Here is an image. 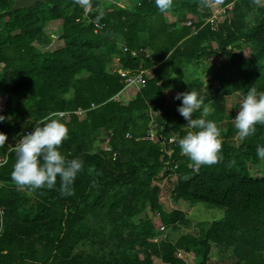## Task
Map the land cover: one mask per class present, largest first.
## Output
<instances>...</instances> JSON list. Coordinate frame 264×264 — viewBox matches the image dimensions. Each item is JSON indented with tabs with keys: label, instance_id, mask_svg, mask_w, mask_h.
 Instances as JSON below:
<instances>
[{
	"label": "trees",
	"instance_id": "16d2710c",
	"mask_svg": "<svg viewBox=\"0 0 264 264\" xmlns=\"http://www.w3.org/2000/svg\"><path fill=\"white\" fill-rule=\"evenodd\" d=\"M102 1L47 0L10 11L14 0H0V132L8 137L0 147V264H188L180 250L208 264L214 246L231 250L232 264H264V172H251L252 165L264 170L256 155L264 125L234 144L227 110L228 96L264 92V7L173 0L161 13L154 0ZM231 2L222 21L205 23ZM50 21L63 29L54 39L45 29ZM211 57L217 61L206 79H186L188 65ZM113 65L152 75L137 88ZM190 90L203 96L206 119L220 132L222 159L213 165L195 166L178 147L188 128L175 97ZM49 115L69 130L61 153L83 161L71 195L59 180L31 195L11 180L12 142ZM163 177L173 179L175 201H202L223 216L198 234L160 238L156 223L184 220L161 205L156 181Z\"/></svg>",
	"mask_w": 264,
	"mask_h": 264
},
{
	"label": "clouds",
	"instance_id": "9594fccd",
	"mask_svg": "<svg viewBox=\"0 0 264 264\" xmlns=\"http://www.w3.org/2000/svg\"><path fill=\"white\" fill-rule=\"evenodd\" d=\"M154 3L163 13L172 7L173 0H154ZM251 3L256 7H264V0H251ZM175 99L181 101L177 110L187 121L188 128L186 134L177 141L180 152L197 167L218 163L222 159L220 132L214 121L206 119L211 110L204 103L203 96L190 90L178 92ZM197 111L201 115L194 118L193 113ZM5 119L4 115H0V121ZM232 119L241 140L253 135L257 125H264V92L250 87L240 100L239 111ZM33 121L34 129L21 134L13 147L15 162L11 180L18 190L28 195L38 189H53L59 180L61 193L71 195L72 185L83 169V161L78 158L66 159L60 151V146L69 136L66 124L52 115ZM7 139V134L0 132V147L5 146ZM256 155L264 161V146H257Z\"/></svg>",
	"mask_w": 264,
	"mask_h": 264
},
{
	"label": "rangeland",
	"instance_id": "374dc122",
	"mask_svg": "<svg viewBox=\"0 0 264 264\" xmlns=\"http://www.w3.org/2000/svg\"><path fill=\"white\" fill-rule=\"evenodd\" d=\"M109 1H112L115 4H125L129 2V0ZM90 7L91 5L86 6L85 14L87 10L89 11ZM96 7L102 8L103 5H97ZM45 29L53 39L58 36V34L61 33V31L63 30L61 25H58L55 21L48 22L45 26ZM187 68V80L195 78L206 79L209 76L211 64L209 63V61L202 62L200 64L193 63L191 65H188ZM148 75H152L150 70H148ZM242 97L243 96L241 93H236L227 97V110L233 113V118L239 111V104ZM171 137L175 138L174 135ZM230 141L234 144H238L240 142V138L238 135H235L233 138L230 139ZM251 172L252 175L259 176L262 175L264 170L256 169V167H253L252 165ZM156 183L159 184V186L161 187L160 202L163 209L167 212H170L172 210H180L184 214V220L172 226H166L162 223H156V226H158L161 231L160 238L175 240L182 233L198 234L202 229V224L210 223L213 220L219 219L223 216L224 210L222 208L210 206L202 201H175L171 194V189L173 187V179L170 177H163L161 181L157 180ZM143 215L144 214H142V216ZM181 252V256L186 260L188 264H196L195 257L192 253H186L184 251ZM211 258L212 261L208 264L233 263L231 250H227L225 253H219L218 248H216L215 246L211 251ZM155 262L159 263V260L155 259Z\"/></svg>",
	"mask_w": 264,
	"mask_h": 264
},
{
	"label": "built area",
	"instance_id": "2783aa9c",
	"mask_svg": "<svg viewBox=\"0 0 264 264\" xmlns=\"http://www.w3.org/2000/svg\"><path fill=\"white\" fill-rule=\"evenodd\" d=\"M220 2H222V0H220ZM232 6H233V3L231 2V3H229V4H227V5L223 6V7H217L210 16L205 18V23L206 24L209 23V24H211L214 27L217 22H220V21H222L224 19V15L223 14L225 13L226 8H230L231 9ZM87 12H88V10L86 11V14H87ZM77 20H80V19H77ZM187 24L188 25H192V21H187ZM101 27H102V25H100V24L97 25V29H99ZM133 54H135V52H133ZM216 61H217V59L214 58V57H211L209 59L210 63H215ZM112 70L116 71L120 75L126 77L127 85H132L133 84L137 88H140L141 86H144L145 81H146L145 79H146L147 76H149L148 75V70H139V71H136V72L132 73V72H130V70L123 69V68L119 67L118 65H113ZM95 106H96V104L92 103V107H95ZM83 111H84L83 109L79 108L76 111V113L81 114ZM56 114H59L60 116H63L65 114V112H56ZM33 129H34V127H26L25 130H24V133L31 132ZM128 135L131 136L130 134H128ZM154 135H155V131L152 130L150 132V134L148 136H146L145 138L149 139V138L153 137ZM168 141H169V143H171V142L174 141V138L170 137ZM17 142H18V140H14L12 142L13 147L15 146V144ZM105 150L110 151L111 147L106 145L105 146ZM2 160L3 159H0V161H2ZM0 210L2 212V208L1 207H0ZM178 254H179V256H181V254H182L181 250L179 251Z\"/></svg>",
	"mask_w": 264,
	"mask_h": 264
},
{
	"label": "water",
	"instance_id": "95a60500",
	"mask_svg": "<svg viewBox=\"0 0 264 264\" xmlns=\"http://www.w3.org/2000/svg\"><path fill=\"white\" fill-rule=\"evenodd\" d=\"M47 0H15L10 11H15L20 8H30L36 3H45ZM87 0H78L79 4L83 6Z\"/></svg>",
	"mask_w": 264,
	"mask_h": 264
},
{
	"label": "crops",
	"instance_id": "0c3cea01",
	"mask_svg": "<svg viewBox=\"0 0 264 264\" xmlns=\"http://www.w3.org/2000/svg\"><path fill=\"white\" fill-rule=\"evenodd\" d=\"M169 20L173 21V20H174V18H173L172 16H170V17H169Z\"/></svg>",
	"mask_w": 264,
	"mask_h": 264
},
{
	"label": "flooded vegetation",
	"instance_id": "af4514ba",
	"mask_svg": "<svg viewBox=\"0 0 264 264\" xmlns=\"http://www.w3.org/2000/svg\"><path fill=\"white\" fill-rule=\"evenodd\" d=\"M14 2H15V0H14Z\"/></svg>",
	"mask_w": 264,
	"mask_h": 264
}]
</instances>
